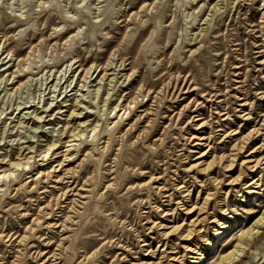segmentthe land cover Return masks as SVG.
<instances>
[{
	"label": "rangeland",
	"instance_id": "1",
	"mask_svg": "<svg viewBox=\"0 0 264 264\" xmlns=\"http://www.w3.org/2000/svg\"><path fill=\"white\" fill-rule=\"evenodd\" d=\"M54 144L71 156L32 184ZM263 144L264 0H0V173L33 156L0 196V264H167L186 243L170 228L205 217L209 234L223 208L231 225L185 263L254 255L241 234L264 233V171L237 190Z\"/></svg>",
	"mask_w": 264,
	"mask_h": 264
},
{
	"label": "bare ground",
	"instance_id": "2",
	"mask_svg": "<svg viewBox=\"0 0 264 264\" xmlns=\"http://www.w3.org/2000/svg\"><path fill=\"white\" fill-rule=\"evenodd\" d=\"M2 39V38H1ZM4 39V38H3ZM2 39V41H4ZM4 43H6V41H4ZM7 51V50H6ZM8 52V55L11 54L10 51H7ZM12 55V54H11ZM7 57V56H6ZM10 57V56H9ZM123 64L120 65V67L122 66ZM70 66V65H68ZM67 66V67H68ZM95 67V65H94ZM72 68V67H71ZM92 69H94L93 67L89 70H87L85 72V75L83 77L82 80H85L89 74L93 71ZM67 70V68H66ZM68 71V70H67ZM70 71V70H69ZM78 75V74H77ZM66 76V75H65ZM106 77V75L104 76ZM103 77V78H104ZM50 77H48L49 79ZM103 78H101L103 80ZM109 79V78H108ZM109 82H112V79L109 81ZM71 86V84H70ZM100 88L101 87H98L97 88V93L100 92ZM66 92V91H65ZM151 94V93H150ZM243 99V98H242ZM207 100V99H206ZM213 102V101H212ZM218 102V101H217ZM216 102V103H217ZM221 102V101H220ZM51 105V103H50ZM51 107V106H50ZM49 108V107H48ZM117 108V107H116ZM115 108V109H116ZM120 110V109H119ZM124 110V113L127 111V108H123ZM34 112V111H33ZM35 115V114H34ZM227 117H229L228 115H226ZM225 116V117H226ZM224 117V118H225ZM43 118V116H39L38 119L41 120ZM221 121V120H220ZM219 121V122H220ZM222 122V121H221ZM203 126L205 124H202ZM220 125V124H219ZM263 125V124H261ZM200 127V126H199ZM215 128V127H214ZM88 129V128H87ZM256 129V128H255ZM85 130V129H84ZM84 130H79L77 132H74L73 133V137L75 139L71 140L72 142L73 141H77L79 140L78 138H81L85 132ZM93 131H95L96 129L93 128L92 129ZM86 131V130H85ZM256 132H258V130H253L248 136L247 138H245V140H243V143L242 144H237L236 145V150L238 152L242 151L244 149V144L250 140V138L253 136V134H255ZM232 133V132H231ZM230 133V134H231ZM232 135V134H231ZM199 138V137H198ZM204 139H207L205 137H200L199 140H204ZM243 139V138H242ZM202 145L201 142H197L195 145ZM205 144V143H204ZM56 144L50 146L48 149H46L45 151H42V153H44V156L42 158V161H47L46 163L42 164V168H40L38 171H37V174H36V177H33V175H31V183L32 184H36L37 183V180L38 178L40 177H44V178H48L49 176H52L54 175V173H57V172H61V170L63 169L64 167V162L66 161V158L70 157L71 154H64V159L62 161H59V160H55V157L53 156L54 153H52L50 155V152L52 150L53 147H55ZM208 145V144H207ZM206 145V146H207ZM264 145V144H263ZM70 146V145H68ZM210 148V147H209ZM71 150V149H69ZM208 152V151H207ZM32 153V151H31ZM207 153H206V150L205 152H203L201 155H200V158H203V156H205ZM232 155V154H231ZM57 156V155H56ZM33 158V156H25L23 159H25V161H23V159L21 160H18L16 162H13L11 163V169L9 171H4L2 173H0V196L2 195L3 191H4V187L6 186V180L7 178H13L14 181H17L18 180V176L16 175V172L20 170L21 167L24 168V166H27L30 164V160ZM225 157L221 158V159H224ZM251 158V157H250ZM215 158L213 157V160ZM236 159H237V153L236 154H233L232 157L231 156H228L226 158V165L225 167L228 168L229 170L233 168L234 164L236 163ZM51 161L52 163H55L54 165H49ZM212 161V160H211ZM215 161V160H214ZM224 162V161H223ZM66 163V162H65ZM70 164V163H69ZM211 163H207V167L210 166ZM224 164V163H223ZM240 165H246L247 166V169H249L251 171V173H248L247 176H248V180L244 183V187L240 188L239 190H237V192H243V194H241V196H245L244 193H246L245 189H248L249 193L250 192H256V190H254V187L253 186H262L261 185V173L264 171V157H261V158H258V159H249V160H243V162H241ZM206 167V168H207ZM235 167V166H234ZM27 174V173H26ZM251 174H254L253 176H251ZM30 176V175H29ZM240 178H236V179H232L231 181L234 182H237ZM214 180V179H213ZM216 182H217V179H215ZM69 183V182H68ZM232 183V182H231ZM59 184V183H58ZM64 184V183H63ZM186 185H183L182 183V186L181 188H185ZM188 188H185L184 192L185 195L183 196V199L182 200H185L186 196L189 195L190 192H188ZM71 193V192H70ZM209 193L206 194V197L204 198V202L202 205H200V207H198V211L199 213L205 209L206 207V204L208 203V200H209ZM190 197V196H189ZM246 197V196H245ZM188 198V197H187ZM186 198V199H187ZM65 200V199H64ZM189 200V199H188ZM187 209V213L188 214H191L193 213L195 210H197V208H195V205L194 206H191V208H185ZM201 218V217H200ZM202 218H205V217H202ZM201 218V219H202ZM233 217H232V214L231 212L228 211L227 208H223L221 210V215L220 216H217V215H214L213 217V220H212V223L214 224L213 225V229L211 231V233L209 234H206V235H201V233L203 232L202 231V227H200V223H201V219H198L196 218L195 220L193 221H190L191 222V225L187 226V225H184V223L182 222L181 225H178L177 227H172V229L170 228V232H172L173 230H176V229H180V238L182 240H185L186 243L182 244L181 245V252L183 254L179 255V252H176V253H172V254H166L165 257H167V264H186L185 263V260L186 258H193V259H200L203 257V255L205 254V251L208 250L215 242V238L218 236V235H221L224 233V230L226 228H228L231 224H230V221ZM203 220V219H202ZM185 222V221H184ZM257 222L261 223V224H264V215L263 216H260L258 219H257ZM190 227L192 226V228H185V227ZM178 231V230H177ZM205 233V232H204ZM194 234H200L199 236L201 238H204V244L203 246H198V242L194 239ZM258 234V230L255 231V228H252V229H249V230H244L241 234L242 237H246V238H250V240L253 242V244L257 247V250H260L258 251L256 254L252 255V254H249V252H246L245 251V246H243L241 243L236 245V247L232 250H230L229 252L223 254L221 257H220V260L218 261L217 264H246L247 262H250V260L252 259H256L259 255L262 254V252H264V233L260 234V235H257ZM179 237V236H178ZM202 241V240H201ZM145 242V241H144ZM20 244V243H19ZM167 246H168V243H165L164 244V247L162 249V252H166L167 251ZM170 247V246H169ZM172 248V247H170ZM153 252V251H152ZM174 252V251H173ZM150 253V252H149ZM247 254V255H246ZM240 256H243V257H240ZM162 257V256H161ZM264 257V253H263V256L261 258ZM2 259V258H1ZM161 260V259H160ZM51 261V260H50ZM164 261V260H163ZM162 262V261H161ZM192 262V261H191ZM195 262V261H193ZM135 264V263H133ZM136 264H161L160 262H155L154 260L151 259V257H145L143 259H140ZM166 264V263H165Z\"/></svg>",
	"mask_w": 264,
	"mask_h": 264
}]
</instances>
